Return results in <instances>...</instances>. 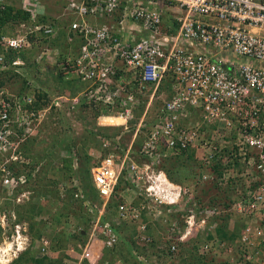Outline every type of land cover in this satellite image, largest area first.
<instances>
[{
  "label": "built area",
  "instance_id": "obj_1",
  "mask_svg": "<svg viewBox=\"0 0 264 264\" xmlns=\"http://www.w3.org/2000/svg\"><path fill=\"white\" fill-rule=\"evenodd\" d=\"M8 7L29 20L0 38L1 73L14 71L34 89L27 52L36 49L34 64L55 65L73 82L72 109L101 107L99 121H121L115 125L135 132L133 144L147 130L139 161L130 150L109 151L91 167L96 202L78 181L59 186L96 211L86 243L70 250L79 264H101V251L119 244L127 223L138 233L128 264H171L191 243L198 255L225 257V264H264V0H0L1 12ZM60 34L64 45L52 46ZM36 104L33 93L0 90V153L23 142L22 129L35 128L42 117ZM193 152L208 167L232 164L222 178L201 175L224 191L231 181L238 198L229 207L200 201L164 170ZM5 167L4 186L26 183ZM121 180L133 186L130 201ZM232 215L249 218L235 244L217 235L216 220ZM150 222L168 225L158 240L147 233ZM38 242L50 256L52 241L42 235ZM97 243L99 252L91 248Z\"/></svg>",
  "mask_w": 264,
  "mask_h": 264
},
{
  "label": "rangeland",
  "instance_id": "obj_2",
  "mask_svg": "<svg viewBox=\"0 0 264 264\" xmlns=\"http://www.w3.org/2000/svg\"><path fill=\"white\" fill-rule=\"evenodd\" d=\"M53 38L57 37L54 36ZM38 53L39 51L36 49L27 52L29 55L27 57L32 64L30 75L35 85V88L29 90V93L34 95L36 93L37 104L35 109L41 110L42 117L37 119L33 130L29 132L25 131L26 129L21 130L23 142L19 146L15 145L9 151L0 153V168L6 166L5 168L14 176H24L26 179V183L20 188L12 189L4 186V173H0V264H14L17 259H21L25 254L27 258L33 253L40 256L38 254L40 244L38 242L39 237L36 236L37 232L40 237L43 235L52 241L55 246L54 250H59L58 252L51 250L50 257L52 258L61 256L60 250L64 252L74 243H86L88 234L93 227L96 211L92 206L87 207L88 210L84 209L79 201H74L71 194L72 190L67 197L64 196L63 198L59 193V186L78 181L87 190V199L94 203L98 197L96 193L92 192V179L87 177L93 165L101 162L110 152L120 153L127 150H130L134 161L140 160L141 138L136 139L133 144L134 131H126L121 126L111 125L110 122L109 125L104 124L102 120L100 122L99 117L101 115H96L92 110L93 107L90 108L88 104L72 109V100L68 102L66 98L74 96L73 82L60 79L55 65L48 62L34 64L35 61L33 60L36 59ZM75 82L76 86L80 85V82ZM19 83L21 84V82ZM20 84L13 82L4 90L10 93H21ZM152 118L153 115L149 120L151 121ZM116 123L121 124V121H116ZM146 132L147 130L141 136L144 137ZM105 142L108 144V148L104 147ZM15 153L19 157L18 161L11 163L4 159L5 156L10 158ZM177 160L172 161L171 164L164 163L163 165L169 168L174 164L175 167L173 166L172 170L180 165L182 171L186 175L188 174V180L183 184L184 187L191 189L200 201L210 203V198L214 195L221 198L218 205L228 203V201L224 202V198H226L224 192L217 189L212 182L205 181L204 183L201 176L203 167L199 164L198 158L195 160L182 157ZM184 173H182L181 179L186 176ZM193 175L194 178H192ZM175 176L179 177V174L175 173ZM129 189L128 186L123 189L127 193L128 201L132 200L134 196L132 188L128 191ZM38 206L44 208L43 213L31 217L28 221L27 215L31 211V213H35ZM172 219L175 220L173 217ZM238 219L243 222L241 217L232 215L228 224L233 226ZM67 222H70V226L66 224ZM71 222L79 224L73 223L74 226H71ZM221 222L226 221L223 218L217 219V225ZM245 222H249V220ZM134 226L136 224L127 223L125 225L124 236H122L118 246L120 250L105 253L101 264H115L118 259L120 261L124 259V264L130 263L128 261L129 253L123 239L132 238L134 234L132 227ZM149 226L151 227L148 235L153 240H158L159 231L168 227L163 222H150ZM81 228L84 231L83 236L80 232ZM156 244L157 242L153 245L156 246ZM94 247L96 251L100 250L98 243L91 248L94 249ZM134 248L132 246V250ZM150 250L153 253L156 251L154 248H150ZM197 252L198 248L193 243L189 246L186 245L181 249L180 255L185 254L190 258L186 256L187 260L183 261L180 257L179 260H174L171 264H184L183 262L192 264L194 259L191 255L198 257L194 264H200L197 260L201 259L207 260L211 264H220L225 259V257L214 258V256L206 258L198 255ZM155 254L158 255L156 252ZM75 261L79 262V259ZM163 261V264H170L166 258ZM63 264H67L65 260Z\"/></svg>",
  "mask_w": 264,
  "mask_h": 264
},
{
  "label": "trees",
  "instance_id": "obj_3",
  "mask_svg": "<svg viewBox=\"0 0 264 264\" xmlns=\"http://www.w3.org/2000/svg\"><path fill=\"white\" fill-rule=\"evenodd\" d=\"M29 20V14L28 13H25V12H23V11H21V10H16V8H14V7H8L5 11H0V38L3 36V35H6V34H8V32H9V30H12V29H14L15 28V26L17 25V24H20L21 22H24V21H28ZM65 35L64 34H60L59 36H58V38L57 39H55L54 40V43H52V46H54V47H56V46H63L64 44L63 43H61L62 41H63V37H64ZM11 56H15L14 54L13 55H11ZM26 58V57H25ZM56 68H57V70H59L58 69V67L56 66ZM59 78L60 79H62V75L61 74H59ZM62 80H64V79H62ZM65 81V80H64ZM13 82L14 83H18V84H20L19 82H21V84H20V91H21V93H24V92H29V87H28V85H27V81L26 80H23L22 78H21V76L19 75V74H17L16 72H14V71H10V72H3V73H0V90H4L5 89V87H7L9 84H13ZM35 95H36V93H35ZM93 107V108H92ZM90 108H92V110H94V112H95V114L96 115H98V116H100L102 113H104V110L103 109H101V107H97V106H92V105H90ZM138 138H141L140 140L142 141L144 138L141 136V135H139L138 136ZM189 158L190 159H195L196 160V158H195V152H193V153H191L190 154V156H189ZM188 158V159H189ZM237 158V157H236ZM177 161H179V160H177ZM177 161H175L177 164H178V162ZM172 163V161L170 162V164ZM199 164H201L202 165V167H203V174H205V173H209L210 171H212V172H215L219 177H223V175H224V169H226V168H231L232 167V164L231 165H225V163H224V160H222V161H217L216 160V162L215 163H213L210 167H208V166H205L204 165V163L203 162H201L200 161V163ZM234 165H236V167L237 168H241V164L238 162V158L237 159H235V164ZM173 166L175 167V165L174 164H172L171 166H169V168H167V167H165V171H166V173L168 174V176L170 177V179L171 180H173L175 183H177V184H179V185H181V186H183L184 187V183L188 180V174L186 175V173H184L183 171H182V169H181V167H180V165H178L176 168H174L173 170H172V168H173ZM91 169V168H90ZM175 173H177V174H179V177H176L175 176ZM182 173H184V175H186L183 179H181V175H182ZM87 177L90 179L91 178V175H90V170H89V172H88V174H87ZM192 178H194V175L192 176ZM200 182H202V181H200ZM216 182V181H215ZM230 184L232 185V183H231V181H230ZM230 185V186H231ZM123 186V189H124V187L125 186H128V188L130 187H132L133 188V186H130L129 184H127L126 182H123V180H121L120 181V184H119V187H122ZM214 186L217 188V189H219V190H221V192H224V194H225V196H226V199L228 200V203L227 204H225L224 203V206L225 207H229L230 205H231V203H233L234 202V200H237V196H234V195H232V193H231V187L229 186V187H227L226 188V190L224 191V188H223V186H221V185H218L217 183H214ZM186 188V187H185ZM126 189V188H125ZM92 190H93V188H92ZM72 199V198H71ZM199 199V198H198ZM221 198H220V196H212L211 198H210V205H212V206H218V204H219V200H220ZM114 203V204H113ZM118 204V201H116V200H113V202H112V204H111V207H113V209L115 208V206ZM35 207H37V206H35ZM37 209V208H36ZM44 210V208L42 207V206H38V210L35 212V213H29L28 215H27V220L29 221L30 220V218L31 217H36L37 215H39L40 213H43L42 211ZM34 212V211H33ZM115 213H116V211H115ZM114 213V214H115ZM240 217V216H239ZM242 219H243V222H240V220L238 219V221H236L235 222V228H234V231H230L229 229H228V226H229V222H228V220L230 219V216H226L225 218H223L224 219V221H226V222H221V224H219L218 225V227H217V235L221 238V239H223V240H227V241H229V242H231V243H233V244H235V242L238 240V238H239V236H240V233H241V231H242V229H244L245 227H246V225H247V222H245V221H248L249 220V218H247V217H241ZM20 219H22V218H20ZM23 220V219H22ZM214 220H216V219H214ZM21 221V220H20ZM217 221V220H216ZM132 229H133V235H135V234H138L137 233V228H136V226H134V227H132ZM149 231H150V228L148 229V232L147 233H149ZM36 236L37 237H39L40 238V234H38V232L36 233ZM209 239H212V237L210 236L209 237ZM124 240V244H126V248H127V252L129 253V255H130V253L132 252V246L133 247H137L136 246V242L132 239V238H128L127 240H130V242H127V240L124 238L123 239ZM120 243V242H119ZM118 246H119V244H117L114 248H104L101 252H102V256L101 257H104V254L105 253H107V252H110V251H115V252H118L119 250H120V248H118ZM54 248H55V246H54V244H52V250H53V252H58L59 250H54ZM130 248V249H129ZM134 248V249H135ZM63 250H60V253H61V256H58L57 258H52V257H50V256H42L41 255V251L39 250V252H38V254L41 256H37V253H36V255H35V253H33V255H31L29 258H27L26 257V254L20 259H17V261H15L14 262V264H63V261L66 259V254H65V251L64 252H62ZM100 251V250H99ZM98 251V252H99ZM146 252V251H145ZM64 253V254H63ZM99 255H101V254H99ZM191 255V254H190ZM189 257L190 258V256H188V255H182V256H180L181 257V259L183 260V261H185V260H187V257ZM192 256V258L194 259V262H192V264H194L195 263V261H196V259L198 258L196 255H191ZM120 258V257H119ZM173 258V257H172ZM201 259V258H200ZM122 260H124V259H122ZM173 261L174 260H179V257H177V258H173L172 259ZM190 260V259H189ZM118 261H120L119 259H118ZM118 261H116L115 262V264H117L118 263ZM125 261V260H124ZM172 261V262H173ZM198 262H200V264H211L210 262H208L207 260H197ZM184 264H185V262H183ZM87 264V263H86ZM188 264H190V263H188ZM220 264H225V262H221Z\"/></svg>",
  "mask_w": 264,
  "mask_h": 264
},
{
  "label": "crops",
  "instance_id": "obj_4",
  "mask_svg": "<svg viewBox=\"0 0 264 264\" xmlns=\"http://www.w3.org/2000/svg\"><path fill=\"white\" fill-rule=\"evenodd\" d=\"M60 189V188H59ZM58 189V190H59ZM92 192L95 194L96 193V191L95 190H92ZM59 193H60V190H59ZM61 195H62V193H60ZM97 194V193H96ZM64 196H66L65 194H63L62 195V197L64 198ZM68 196V195H67ZM66 196V197H67ZM65 200V199H64ZM63 202V201H62ZM61 202V203H62ZM79 204L84 208V209H87L88 210V208L87 207H85V205H84V203L82 204L81 203V201H79ZM70 222H67L66 224H68L69 226H70V224H69ZM72 224H71V226H74V224L76 223V222H71ZM74 223V224H73ZM76 224H79V223H76ZM77 226V225H76ZM80 232L82 233L81 235L83 236L84 235V231H83V229L81 228L80 229ZM81 236V237H82ZM85 241V240H84ZM53 244V243H52ZM79 243H77V244H72V245H70L69 246V248L65 251V252H67V254H66V259H65V262L67 263V264H79L80 263V260H79V262H77V261H75V260H77L78 258V254H72L71 252H70V250L73 248V247H76L77 245H78ZM51 250H52V247H51ZM53 252V251H52ZM70 254V255H69ZM53 255H54V253H53ZM71 257V258H70Z\"/></svg>",
  "mask_w": 264,
  "mask_h": 264
},
{
  "label": "bare ground",
  "instance_id": "obj_5",
  "mask_svg": "<svg viewBox=\"0 0 264 264\" xmlns=\"http://www.w3.org/2000/svg\"><path fill=\"white\" fill-rule=\"evenodd\" d=\"M102 121H103L104 124H107V125H109V122H110L111 125L118 124V123H116L117 120H110V121H109V120H106V119L104 118ZM117 122H118V121H117Z\"/></svg>",
  "mask_w": 264,
  "mask_h": 264
},
{
  "label": "clouds",
  "instance_id": "obj_6",
  "mask_svg": "<svg viewBox=\"0 0 264 264\" xmlns=\"http://www.w3.org/2000/svg\"><path fill=\"white\" fill-rule=\"evenodd\" d=\"M170 163V162H169ZM164 169H165V166H164ZM200 200V199H199Z\"/></svg>",
  "mask_w": 264,
  "mask_h": 264
}]
</instances>
